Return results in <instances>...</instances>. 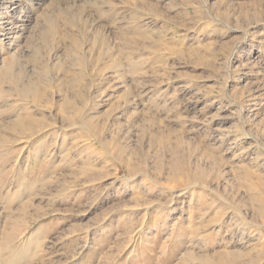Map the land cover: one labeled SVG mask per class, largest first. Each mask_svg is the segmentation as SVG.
Returning a JSON list of instances; mask_svg holds the SVG:
<instances>
[{"label": "rangeland", "instance_id": "1", "mask_svg": "<svg viewBox=\"0 0 264 264\" xmlns=\"http://www.w3.org/2000/svg\"><path fill=\"white\" fill-rule=\"evenodd\" d=\"M13 17L0 264H264V0H6Z\"/></svg>", "mask_w": 264, "mask_h": 264}, {"label": "bare ground", "instance_id": "2", "mask_svg": "<svg viewBox=\"0 0 264 264\" xmlns=\"http://www.w3.org/2000/svg\"><path fill=\"white\" fill-rule=\"evenodd\" d=\"M6 0H0V8L3 6V4H4V2H5ZM23 1H25V0H14V3L17 5V8H19L21 5H22V3H23ZM8 7V6H7ZM1 19V18H0ZM19 21H24V19H19L18 20V18H16V17H13V18H11V19H8L6 22L5 21H3V22H0V30H2L3 32H2V35L3 36H5L6 38H11V35L14 33V29L18 26L19 27V25H17V23L16 22H18L19 23ZM5 23H8L7 25H5ZM9 25H11V26H9ZM1 32V31H0ZM16 33V32H15Z\"/></svg>", "mask_w": 264, "mask_h": 264}]
</instances>
